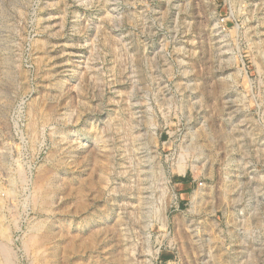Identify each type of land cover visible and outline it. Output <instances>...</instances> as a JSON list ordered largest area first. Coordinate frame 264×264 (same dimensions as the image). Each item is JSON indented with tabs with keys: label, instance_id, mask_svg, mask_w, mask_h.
Instances as JSON below:
<instances>
[{
	"label": "rangeland",
	"instance_id": "rangeland-1",
	"mask_svg": "<svg viewBox=\"0 0 264 264\" xmlns=\"http://www.w3.org/2000/svg\"><path fill=\"white\" fill-rule=\"evenodd\" d=\"M0 236V264H264V0H0Z\"/></svg>",
	"mask_w": 264,
	"mask_h": 264
},
{
	"label": "bare ground",
	"instance_id": "bare-ground-1",
	"mask_svg": "<svg viewBox=\"0 0 264 264\" xmlns=\"http://www.w3.org/2000/svg\"><path fill=\"white\" fill-rule=\"evenodd\" d=\"M48 179V178H47ZM5 192V191H4ZM10 192V191H9ZM81 193V192H80ZM84 196V195H83ZM2 224V223H1ZM2 227V226H1ZM6 235V234H5ZM1 237V236H0ZM27 237H28V235H27ZM3 238V237H2ZM34 238V237H33ZM1 239V238H0ZM32 241H31V244H32V246L34 245V247L36 246V245H38V244H36V240L35 239H31ZM40 243V242H39ZM80 245V244H79ZM31 247V246H30ZM38 253V252H37ZM1 254V253H0ZM3 258V257H2Z\"/></svg>",
	"mask_w": 264,
	"mask_h": 264
}]
</instances>
